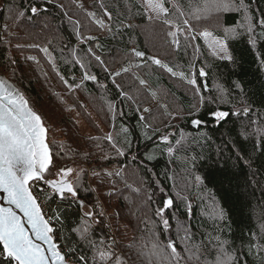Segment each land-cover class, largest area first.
<instances>
[{
    "label": "trees",
    "instance_id": "1",
    "mask_svg": "<svg viewBox=\"0 0 264 264\" xmlns=\"http://www.w3.org/2000/svg\"><path fill=\"white\" fill-rule=\"evenodd\" d=\"M176 2L168 0L165 6L172 8ZM246 2L254 17L264 13V0ZM179 3L192 24L224 41L230 61L213 55L199 36L191 46L183 37L179 46L172 44L165 25L155 17L150 19L140 0H0V73L41 116L52 168L75 165L81 170L74 182L77 197L69 195L61 201L52 196L47 203L61 216L56 228L63 251L74 250L72 255L77 259L83 254L89 264H109L107 258L101 261L99 252L93 253L96 249L92 244L100 251L101 246L103 251L114 253L115 249L92 223H88V243L73 228L86 222L81 202L102 224L85 172L88 166L95 171L110 164H118V170L123 171V177L111 182L116 188L111 199L120 195L128 203L127 216L132 222L127 232L121 230V242L132 264H155L150 255L155 239L152 233L162 243L173 240L186 258L185 243L179 238L184 235L183 229L191 236L187 246L200 250L199 264H210L221 242L235 256L234 264H264V150L256 148V129H264V38L257 35L255 45L249 43L247 33L236 27L242 13H213L197 21L192 13L199 0ZM32 6L40 9L35 16L30 11ZM19 11L25 14L21 17ZM105 11L111 14V20ZM88 13L95 15L90 17ZM69 19L78 21L81 34L92 39H78ZM95 21H103V25ZM226 29H235V33L226 35ZM256 32H260L258 27ZM89 45L103 65L88 56ZM44 47L60 74L69 83L82 84L81 88L69 90L65 86L41 51ZM73 49L85 59L87 71L97 77L98 83L82 80L84 69L75 63ZM133 50L161 60L174 71L189 76L195 73L200 96L184 80L145 57L134 56ZM125 67L130 69L128 73L123 72ZM201 68L206 72L204 78L199 77ZM117 71L121 75L114 83L112 74ZM141 79L145 81L143 86ZM121 90L125 97L120 96ZM110 104L115 106V115L109 111ZM246 106L250 109L247 116L243 115ZM144 108L149 111L144 112ZM216 110L241 114L217 123L211 116ZM72 114L89 134L80 130ZM140 116L146 120L140 121ZM195 118L203 121L198 128L191 125ZM124 128L129 130L131 141L130 149L124 146L127 159L104 139L114 134L122 140ZM169 132V140L162 141L161 136ZM237 150L242 154L240 159ZM132 156L136 157L134 162ZM181 186L186 188L182 190ZM165 198L173 200L165 214L170 222L167 232L156 215ZM111 264H116L114 257ZM120 264L128 263L120 257ZM188 264L198 262L193 259Z\"/></svg>",
    "mask_w": 264,
    "mask_h": 264
},
{
    "label": "snow or ice",
    "instance_id": "2",
    "mask_svg": "<svg viewBox=\"0 0 264 264\" xmlns=\"http://www.w3.org/2000/svg\"><path fill=\"white\" fill-rule=\"evenodd\" d=\"M167 2L168 0H146V8L154 13L155 18L161 20L165 25L167 35L172 38V44L179 46L181 44L180 37H183L184 42L189 46L192 45V41L197 39V36L206 39L210 38L208 39V46L213 55L222 60L230 61L232 59L228 55L224 41L213 38L211 32L206 30L201 31L192 24L191 19L187 16L179 0H177L172 8L165 6ZM191 7L192 5L190 4L189 9ZM8 8L9 12H11L12 6L8 5ZM250 9L251 5L246 0H199V3L196 5V12L192 13V18L199 21L202 16L203 18H207L213 13H242V20L236 22V27L247 33L249 43L255 45L257 35L264 38V13L254 17ZM30 11L35 16L39 13L40 9L32 6ZM24 14L23 11L18 12V15L21 17ZM87 15L92 17L95 13H88ZM104 15L109 20L112 19L108 11H105ZM254 19L255 23H253ZM69 22L73 24L78 39L81 41L92 39L90 36L81 34L78 21L69 19ZM95 22L98 26L103 25V21ZM257 27L260 29L259 33L256 32ZM4 32H8L7 25H5ZM229 32L235 33V29H226V35ZM34 46L39 47V45ZM194 50L198 51V49ZM41 51L45 54L48 63L52 64V71L56 72V75L59 76L69 90L82 87V84L69 83L60 74L47 47L41 48ZM87 54L103 65L101 57L95 54L91 45L88 47ZM72 55L75 63L84 69L82 80L98 83L97 77L87 71L85 59L80 58L76 54L75 49H73ZM133 55L140 58L145 56L143 52L135 50H133ZM28 59L32 60L34 58L28 57ZM148 59L154 65L170 73L173 77L184 80L192 86L195 94L200 96V88L195 78V73L189 76L183 71H174L172 67L162 63L161 60L155 57H149ZM192 67H194V63ZM104 71L108 72V68L105 67ZM129 71L128 67L123 68L124 73H128ZM120 75L121 72L119 71L112 74L114 83L116 82L115 77H119ZM205 76L206 72L201 68L199 77L204 78ZM139 83L143 86L145 81L141 79ZM117 87L120 88L119 85ZM120 96H126L123 90L120 91ZM127 98L134 99V97ZM200 103H203L202 96ZM109 111L115 115V106L110 104ZM143 111L148 112L149 110L144 108ZM249 112L250 109L247 106L244 107L243 115L247 116ZM240 114L239 112L230 113L216 110L211 113V116L219 123L226 120L230 115ZM139 119L140 121L146 120L144 116H140ZM191 123L194 127L198 128L203 121L195 118L192 119ZM252 123L255 124L256 121L253 120ZM123 132L124 136L122 140H117L114 134H107L104 139L108 141L109 145L119 156L127 159L124 146H128L130 149L131 141L128 136L129 130L124 128ZM46 133L47 129L43 124L41 116L29 107L28 102L17 89L5 80L0 79V194H3V204L0 205V264H69L70 259H74L75 264H89L87 256L81 254L77 259L72 255L74 250H70L68 253L63 251L57 240L56 225L61 221V216L57 214L58 209L46 211L41 203L42 195L44 196L43 203L45 204L52 196L58 197L59 200L63 201L69 195L73 198L78 195L76 186L67 179L73 171L71 168L59 169V179H49L46 175V173L50 174L52 168L51 151L49 145L46 143ZM256 135L258 137L256 148L264 150V129L257 128ZM161 140L167 141L168 136H162ZM176 143L179 144L180 141L177 140ZM237 152V158H242L239 150ZM135 160L136 157L132 156V161L134 162ZM113 175L123 177V171L117 170ZM196 180L199 182L201 178L197 176ZM41 185H46L48 189H51V194H48L46 189ZM37 186H39L38 190H36ZM127 186L132 188L130 184H127ZM132 190L139 192L137 188H132ZM149 199H151L150 196ZM80 206L83 207V202L80 203ZM172 206L173 200L165 198L162 206L158 207L156 212L165 232L170 228L169 219L166 218L165 214ZM85 216L88 220H91L92 213L88 212ZM182 227L178 225V228ZM90 228L91 225L85 222L80 227L73 228V231L78 232L80 238L88 243L90 242L88 235ZM183 231V237L179 238L182 243H185L184 252L186 258L178 251L173 240L169 239L167 243H162L159 237L155 233H152L155 239L153 240L150 255L155 258V264H182V261L183 264H188V261L193 259L199 264L201 256L198 253L200 250L197 247L194 251L193 248L187 246L186 241L190 240L191 236L187 229H183ZM92 248L99 252L101 261L107 258L109 264H111L114 257L116 264H120V256L115 253L108 250L100 251L95 244H92ZM215 252L216 255L210 260V264H234L235 256L225 250L223 242L219 244ZM141 254L143 255L144 253ZM93 259L95 260V257ZM150 264H152L151 261Z\"/></svg>",
    "mask_w": 264,
    "mask_h": 264
},
{
    "label": "rangeland",
    "instance_id": "3",
    "mask_svg": "<svg viewBox=\"0 0 264 264\" xmlns=\"http://www.w3.org/2000/svg\"><path fill=\"white\" fill-rule=\"evenodd\" d=\"M141 4L145 7L147 14L149 17H155V14L150 12L146 8V0H140ZM202 38V37H201ZM217 40H219L216 37H213ZM204 41L208 43V39L202 38ZM66 100H62V102H65ZM70 113V112H69ZM72 117L76 120L77 124L80 127V130L85 133L89 134L88 129L84 126V124L79 120L74 114H72ZM169 133H165L164 135H169ZM161 136V137H162ZM169 140V137H168ZM167 140V141H168ZM166 142V141H165ZM63 168V167H62ZM65 168H71L73 171L72 173L67 177L69 182H71L74 185L75 180H77L79 174L81 173V170L79 167L73 165V166H67ZM122 167H120L121 169ZM61 169V167H56L54 166L51 170V173H53L52 176H48L49 179H59L60 177L58 176V171ZM119 169L118 164H110L109 166H104L101 169L97 170H92L90 167H86V180L89 185L90 190L92 191V197L94 199L95 207H96V212L97 210L99 211V215L101 216L103 222L102 224L99 223L98 219L95 218L94 214L92 213L91 210L84 205L83 206V213L84 215L88 212L92 213V218L91 220H88V218L85 216L84 220L87 223H92V226H95L97 229L106 235V237L109 239L111 242L112 246L114 247V253L120 257H122L128 264H132V261L128 259L126 254L123 251L122 247V242L121 240V230L124 232H127L129 224L132 222L129 216H127L128 213V203L127 201L122 198L120 195L118 197H114L111 199V192L116 191V188L111 184L113 179L117 176L113 175L117 170ZM46 186V185H45ZM46 192L47 191V186ZM182 190H184L186 187L181 186L180 187ZM50 194V191H49ZM42 199L44 200V196H42ZM46 208L53 209L52 204L46 203ZM125 226H124V224ZM79 234V233H78ZM121 242V243H120ZM101 250L103 251V247L101 246ZM94 254L97 253V251L93 252ZM70 262H72L70 260Z\"/></svg>",
    "mask_w": 264,
    "mask_h": 264
},
{
    "label": "water",
    "instance_id": "4",
    "mask_svg": "<svg viewBox=\"0 0 264 264\" xmlns=\"http://www.w3.org/2000/svg\"><path fill=\"white\" fill-rule=\"evenodd\" d=\"M146 59H148L150 56L149 55H145L144 56ZM143 57V58H144ZM148 60H150V59H148ZM0 79H2V80H5L8 84H10V85H12L15 89H17L13 84H12V82L3 74V73H0ZM18 90V89H17ZM26 100V99H25ZM27 101V100H26ZM191 125H192V123H191ZM193 126V125H192ZM194 127V126H193ZM194 128H197V127H194ZM46 143H47V133H46ZM48 144V143H47ZM51 157H52V154H51ZM2 195L3 194H0V205H2L3 204V199H2ZM69 264H75V263H73V262H70L69 261Z\"/></svg>",
    "mask_w": 264,
    "mask_h": 264
},
{
    "label": "built area",
    "instance_id": "5",
    "mask_svg": "<svg viewBox=\"0 0 264 264\" xmlns=\"http://www.w3.org/2000/svg\"><path fill=\"white\" fill-rule=\"evenodd\" d=\"M35 183V182H34ZM42 187H46L45 185H41ZM38 187L39 186H37V189L36 190H38ZM46 189V188H45ZM43 196V195H42ZM41 203H42V206L44 207V209L47 211L48 209L46 208V205H45V203H43V199H42V197H41Z\"/></svg>",
    "mask_w": 264,
    "mask_h": 264
}]
</instances>
